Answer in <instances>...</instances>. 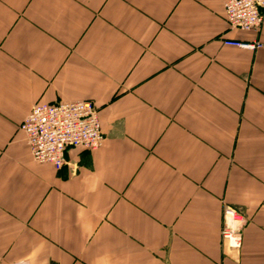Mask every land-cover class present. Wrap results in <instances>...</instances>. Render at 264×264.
Instances as JSON below:
<instances>
[{
  "label": "crops",
  "instance_id": "1",
  "mask_svg": "<svg viewBox=\"0 0 264 264\" xmlns=\"http://www.w3.org/2000/svg\"><path fill=\"white\" fill-rule=\"evenodd\" d=\"M226 1L0 0V264H264V18ZM77 100L102 145L35 161L31 107Z\"/></svg>",
  "mask_w": 264,
  "mask_h": 264
},
{
  "label": "built area",
  "instance_id": "2",
  "mask_svg": "<svg viewBox=\"0 0 264 264\" xmlns=\"http://www.w3.org/2000/svg\"><path fill=\"white\" fill-rule=\"evenodd\" d=\"M264 0H227L224 13L228 27L245 32L259 31L263 22ZM223 45L256 49L261 42L226 38ZM33 159L51 163L56 168L66 162V151L81 147L88 151L99 149L104 140L98 109L89 100L35 104L20 124ZM246 225L243 214L231 205H225L221 216V238L237 249L242 245Z\"/></svg>",
  "mask_w": 264,
  "mask_h": 264
},
{
  "label": "rangeland",
  "instance_id": "3",
  "mask_svg": "<svg viewBox=\"0 0 264 264\" xmlns=\"http://www.w3.org/2000/svg\"><path fill=\"white\" fill-rule=\"evenodd\" d=\"M243 231H244V229H243ZM242 237H243V233H242Z\"/></svg>",
  "mask_w": 264,
  "mask_h": 264
}]
</instances>
